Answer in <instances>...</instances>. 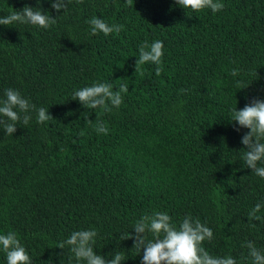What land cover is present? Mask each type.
Wrapping results in <instances>:
<instances>
[{"label": "trees", "instance_id": "1", "mask_svg": "<svg viewBox=\"0 0 264 264\" xmlns=\"http://www.w3.org/2000/svg\"><path fill=\"white\" fill-rule=\"evenodd\" d=\"M0 264H264V0H0Z\"/></svg>", "mask_w": 264, "mask_h": 264}]
</instances>
